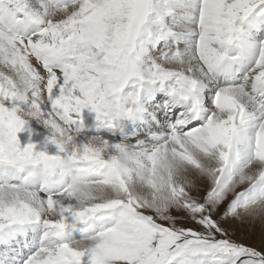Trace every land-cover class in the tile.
Returning a JSON list of instances; mask_svg holds the SVG:
<instances>
[{
    "label": "snow or ice",
    "instance_id": "obj_1",
    "mask_svg": "<svg viewBox=\"0 0 264 264\" xmlns=\"http://www.w3.org/2000/svg\"><path fill=\"white\" fill-rule=\"evenodd\" d=\"M0 264H264V0H0Z\"/></svg>",
    "mask_w": 264,
    "mask_h": 264
},
{
    "label": "rangeland",
    "instance_id": "obj_2",
    "mask_svg": "<svg viewBox=\"0 0 264 264\" xmlns=\"http://www.w3.org/2000/svg\"><path fill=\"white\" fill-rule=\"evenodd\" d=\"M20 134H23V136H25L27 138H30L31 137L33 142H41V141H43V138L40 137L39 135L35 136L32 133L30 134V132H27V131L22 132ZM21 140L25 144L29 142V140H26V139L25 140L21 139Z\"/></svg>",
    "mask_w": 264,
    "mask_h": 264
},
{
    "label": "bare ground",
    "instance_id": "obj_3",
    "mask_svg": "<svg viewBox=\"0 0 264 264\" xmlns=\"http://www.w3.org/2000/svg\"><path fill=\"white\" fill-rule=\"evenodd\" d=\"M31 127L33 128L34 132L36 133L35 136L39 135L40 137H42L44 139V136L47 135L46 130H43L41 125L33 123L31 125Z\"/></svg>",
    "mask_w": 264,
    "mask_h": 264
}]
</instances>
